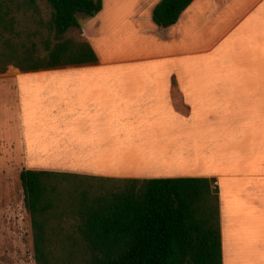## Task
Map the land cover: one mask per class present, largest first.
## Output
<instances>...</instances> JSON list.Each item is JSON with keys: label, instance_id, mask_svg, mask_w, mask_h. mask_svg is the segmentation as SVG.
<instances>
[{"label": "crops", "instance_id": "obj_1", "mask_svg": "<svg viewBox=\"0 0 264 264\" xmlns=\"http://www.w3.org/2000/svg\"><path fill=\"white\" fill-rule=\"evenodd\" d=\"M101 1L77 15L96 65L15 74L24 169L214 179L222 264H264V0H193L168 28L159 0Z\"/></svg>", "mask_w": 264, "mask_h": 264}, {"label": "trees", "instance_id": "obj_2", "mask_svg": "<svg viewBox=\"0 0 264 264\" xmlns=\"http://www.w3.org/2000/svg\"><path fill=\"white\" fill-rule=\"evenodd\" d=\"M193 0H159L173 26ZM101 0H0V74L96 65L78 14ZM76 30V34H70ZM35 264H222L218 190L208 178H102L21 169Z\"/></svg>", "mask_w": 264, "mask_h": 264}, {"label": "rangeland", "instance_id": "obj_3", "mask_svg": "<svg viewBox=\"0 0 264 264\" xmlns=\"http://www.w3.org/2000/svg\"><path fill=\"white\" fill-rule=\"evenodd\" d=\"M76 33L71 30L69 35ZM18 71L9 66L0 74V264H35L30 216L17 179L24 169V154L15 144L14 77Z\"/></svg>", "mask_w": 264, "mask_h": 264}]
</instances>
